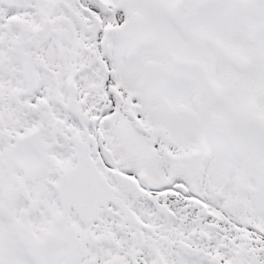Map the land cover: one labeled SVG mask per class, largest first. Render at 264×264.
Masks as SVG:
<instances>
[{
	"label": "snow or ice",
	"instance_id": "snow-or-ice-1",
	"mask_svg": "<svg viewBox=\"0 0 264 264\" xmlns=\"http://www.w3.org/2000/svg\"><path fill=\"white\" fill-rule=\"evenodd\" d=\"M0 264H264V0H0Z\"/></svg>",
	"mask_w": 264,
	"mask_h": 264
}]
</instances>
